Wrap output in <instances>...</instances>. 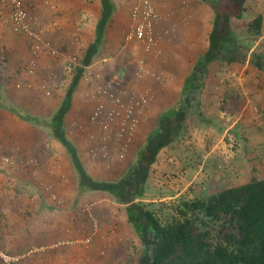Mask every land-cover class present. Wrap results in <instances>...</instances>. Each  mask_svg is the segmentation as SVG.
<instances>
[{"label": "rangeland", "instance_id": "374dc122", "mask_svg": "<svg viewBox=\"0 0 264 264\" xmlns=\"http://www.w3.org/2000/svg\"><path fill=\"white\" fill-rule=\"evenodd\" d=\"M261 12H264V0L247 1L245 17L241 20H234V27L239 36L248 39L246 25L249 20ZM47 39L39 41L41 44L39 53L33 54L30 48L32 52L30 55H32L29 56V61L35 59L39 62L43 58V60H50L54 63L47 68L41 67L46 71L44 74L46 83L42 82L43 89L40 83L35 81L36 76H39L36 67L26 68L27 72L22 74L23 70L16 71L15 66H13L14 69L8 67L6 63L0 65V69H2L0 73L9 77V87L13 91H17V96L13 98L30 100L31 97L27 96V91H33V94H30L35 102L27 108L31 113L40 116H49L52 113V109L57 104L55 102L66 93L73 77V66L78 63L74 56L68 55L67 58L62 59L60 51L62 49ZM263 41L264 39H257L254 46L264 50ZM44 48L46 49L44 50ZM62 51H64L62 54H68L67 50ZM224 70L220 69L217 63L212 65L211 73L201 91V112L209 122L202 121L197 116L187 118L172 144L160 151L158 161L154 164L146 184L148 195L136 200L144 204L146 209H152L159 215L161 214V217H163L162 213L172 212V204L181 199H195L247 182L253 177H264V75H258L255 70H250L251 72L244 71L245 69ZM40 91L45 92L46 96H40L38 94ZM235 93L239 96L241 106L239 109L231 111L232 105L226 101L229 100V94ZM79 98L82 100V97ZM177 99L173 96L158 97L159 102L156 107L166 103L172 105L176 103ZM88 101V107L84 100H82L83 105L78 104L75 107L69 121L71 132L69 135L71 137L82 136L79 145L80 151L86 159V168L94 177L117 179L123 176L126 170L135 163L137 151L156 126L159 111L156 108L146 110L145 126L140 125L134 145L128 148L125 154H122L118 144L101 141V133L98 128L89 127L90 109L93 110L94 102L91 99ZM40 106L41 108L38 109ZM8 116L2 118L3 127H0V206L4 203L10 207L9 209L4 206L0 208V250L16 258L14 262L16 264L23 259L22 254L27 253L29 249L32 252L43 249L38 248L41 244H37L38 242L33 240L31 231L24 232V228H27L24 225L26 224L24 220H27L26 214L28 216L32 211H37L28 209H34V205L43 201L45 203L53 201L45 189V195L37 191L35 185L38 186V184L32 178L31 182H25L27 188H24L21 178L18 176L19 172L11 169L12 173L4 167L7 162L6 158H8L6 155L11 152L14 153V156L20 157L23 148L26 152H29L31 148L34 152H41L40 154H44L45 158L49 154L59 155L62 153L63 155L64 152L66 155V153L63 148L49 142L44 145L42 130H37L25 121H22L24 127H21L17 121L14 123L11 116ZM70 122H74V124L70 126ZM9 135L13 139L15 137L23 138L20 146L12 148L13 144L11 146L10 142L13 141ZM67 161L68 159H66V165L69 163ZM63 163L61 164L62 168L65 169ZM65 170L67 171V169ZM69 173L71 175L72 171ZM36 176L39 178L38 174ZM41 180L46 185H55L48 178ZM71 180V185H74V179ZM28 183H32L31 186ZM69 190L70 192L68 191L67 194H60L65 205L76 196L72 186L69 187ZM56 200L60 201L61 199ZM87 200L86 203L97 202L96 204L104 206L101 212L103 213L102 218L104 215L106 216L104 217L106 222L101 224L99 221L100 212L96 213V210H90V217L94 221L91 226L89 225L92 230L88 233L84 225L79 223L83 216L80 215V209H77L78 214L71 222L72 250L74 249L78 254L82 251H86L88 254L87 251L92 252V249L95 248L93 247L95 238L100 237L101 239L102 237L104 241L109 239L110 249L115 251L126 249L124 250L125 258L130 257L124 264H136L143 244L137 231L127 220L125 207L104 193L96 192ZM80 202L84 203V200L81 199ZM51 211L48 210L50 215ZM28 217H34L35 224L39 221L38 215ZM69 258L71 259V257ZM0 264L5 263L0 259Z\"/></svg>", "mask_w": 264, "mask_h": 264}, {"label": "trees", "instance_id": "16d2710c", "mask_svg": "<svg viewBox=\"0 0 264 264\" xmlns=\"http://www.w3.org/2000/svg\"><path fill=\"white\" fill-rule=\"evenodd\" d=\"M206 1L214 11L208 49L199 56L187 77L178 103L160 113L157 127L139 150L135 163L117 179L94 177L67 130V117L72 112L79 81L99 52L107 26L117 12L114 0H100L102 13L96 25L95 39L74 64L66 93L49 116L28 111L27 106L35 102L32 97L26 101L14 99L16 96L13 98L11 95L12 101L5 96L4 86L9 87L10 81L8 76L0 73V107L42 130V136L52 137L63 146L76 178V211L80 209L82 212L80 201L86 194L96 192L110 196L125 207L127 220L143 244L136 264H264V177H253L247 182L195 199H181L172 204V212L162 213L163 217L136 201L148 195L146 184L160 151L172 144L187 118L197 116L209 122L201 112V91L210 75L212 63L218 62L224 71L245 69L264 75V50L254 48L256 40L264 35V15L258 13L248 21L246 39L238 35L232 21L245 17L248 0ZM228 96L226 103L232 105L230 110L239 109L238 94ZM25 182L21 178L22 185ZM84 212L86 216L81 222L90 233L89 225L94 220L89 212ZM95 212H100L99 221L105 223L106 216L102 218L103 213L99 209ZM16 264H25V260Z\"/></svg>", "mask_w": 264, "mask_h": 264}, {"label": "crops", "instance_id": "0c3cea01", "mask_svg": "<svg viewBox=\"0 0 264 264\" xmlns=\"http://www.w3.org/2000/svg\"><path fill=\"white\" fill-rule=\"evenodd\" d=\"M114 1L117 4V12L107 26L105 38L99 52L95 55L92 63L87 66L79 81L78 88L73 97L72 112L69 116H72L78 104L80 106L83 105L82 100H84V103H86L85 105L88 107V100H92L91 93L96 89L99 82L97 78L98 75L104 80L111 75L119 74L121 71L127 70V76L123 83V88H125L126 91L125 95L144 94L151 97V101L145 108L144 116H142L138 128L140 125L142 126V124L145 126L146 110L148 108V111L152 108H156L159 114L157 116L156 126L154 127L155 129L160 113L168 108L174 107L178 103L177 101L180 100L187 77L190 75L199 56L208 49L209 35L213 29L214 11L206 0H152L156 11L160 15V19L155 27L156 36L159 40L160 53L156 54L155 52L145 51L142 45L134 38L128 39L133 23L131 12L136 0ZM27 8L32 15V27L39 34L40 40L42 41L50 38L47 40L53 41L62 50H67V55L62 54L64 51L60 50L63 57L62 59L67 58L69 55L70 57L74 56L78 61L88 45L94 41L96 25L102 13L100 0H27ZM261 13L264 15V12ZM10 16L11 7L9 3L6 0H0V58L2 59V61L0 60V65L6 63L8 67L14 69L16 67V71L23 69L22 72H24V74L27 72L24 70L25 68H31L32 66L36 67L39 76H36L35 81H38L43 89L44 84L42 82L46 83L44 75L46 71L41 67L45 66L47 68V66L50 67L54 63L50 62V60H43V58L42 60L44 62L42 60L38 62L35 59H32L34 61H29V56L32 55H30V53H32L30 51V35L16 32L13 28ZM232 23L234 25V20ZM262 39H264V35L261 37V40ZM254 48H257V46ZM45 49L46 48H44V50ZM215 63L218 64V62H214L211 64V67ZM141 66H143L146 72L141 78H138L135 72H137ZM28 73L26 74L27 76L29 75ZM4 87L5 90H3V92L5 91V96H17L16 90L13 91L10 87V90L6 86ZM27 92V96L32 97L30 93L33 94V91L28 90ZM38 94L42 97L46 96L45 92L40 91ZM64 95L65 93L63 97ZM171 96L178 98L176 103L172 105L166 103L156 107L159 102L158 97L167 98ZM63 97L55 102V104H57L54 109H52V112L59 106ZM79 97H82V100H80ZM11 98L12 97H9V99ZM11 100L14 101V99ZM45 101L46 99L43 105ZM40 108L41 106L38 107V109ZM91 111L90 109V113ZM0 114V127H3L2 118L6 115H9L8 117L11 116L14 123L17 121L19 123H17L18 125L24 127L23 120L16 114L2 107H0ZM69 116L67 117L68 134L71 133L69 128ZM73 124L74 122H70V126ZM137 131L131 146L134 145L133 143L137 139ZM11 135L9 136L13 141L12 143L10 142L11 146L13 144L12 148L20 146L23 138L19 139L15 137V139H13ZM69 136L71 137V135ZM71 138L76 140L75 143L85 163L86 159L82 156L79 146L82 136L74 135ZM33 141H35V139H33ZM42 141L44 145L49 142L63 148V146L52 137L43 135ZM144 144L145 142L143 145ZM40 153L41 152H34L32 148L29 152H26L23 148L22 156L16 157L14 153L10 152L6 156H8L11 163L4 162L6 164V166L4 164V167H6L7 170L12 172L11 169H14L17 173L19 172L18 176L22 179L24 178L26 182H31L32 178V180L38 184V186L35 185L37 191L40 194L43 193L42 195L48 192V194L51 195L50 199L53 201L51 203H45L43 201L40 204L34 205V209H28L37 210L32 211L28 216L38 215L39 221L36 225L34 217H28L26 214L27 220H24V223L26 222L24 225L27 228H24V232L31 231L33 240L37 241V244H41L38 248L43 249H39L37 252H32L29 249L27 253L22 254V260H25V264L126 263L125 261H128L130 257L128 256L125 258L126 255H124V250L126 249L122 248V250L119 249L117 251L112 248L110 249L109 239L104 241L102 237L101 239L100 237L95 238L93 242V247L95 248L92 249V252L87 251L88 254H86V251H82L79 255L74 249L72 250V240L70 239L72 234L71 222H73V219L78 214L76 211L77 206L74 202L75 198L71 199L68 203L66 202L65 205L60 194H67L68 191L70 192L69 187L72 186L74 194L77 195L76 178L73 173L71 175L69 173L70 171L73 172V170L67 154L65 155L64 152L63 155L62 153L59 155L49 154L46 156L47 158H45L44 154ZM66 159H68L67 162H69L67 165L65 164ZM62 163L67 171L62 168ZM68 169L70 170L68 171ZM4 174L6 175V173ZM37 174L39 178H36ZM42 178H48L49 181L54 182L55 185L44 184L41 180ZM70 178L74 179V185H71L72 180ZM31 184L32 183H28L29 186H31ZM23 187L27 188L26 184H23ZM92 194L94 195L95 193L86 194L83 197L84 203H80V208L82 210L80 215L83 216L82 218L86 216L84 210L90 214V210L99 209L101 211L104 207L100 204H96L97 202H91L90 204L86 203L88 201L87 198ZM56 199L61 200L57 201ZM3 206L8 209L10 207V205L7 206L2 203L0 208ZM48 210H52L51 215L48 213ZM79 223L82 224L81 222ZM96 247H98V249H96ZM69 257H71V259Z\"/></svg>", "mask_w": 264, "mask_h": 264}, {"label": "built area", "instance_id": "2783aa9c", "mask_svg": "<svg viewBox=\"0 0 264 264\" xmlns=\"http://www.w3.org/2000/svg\"><path fill=\"white\" fill-rule=\"evenodd\" d=\"M11 7V21L16 32L30 35L33 54L41 51L40 36L32 27V15L27 8V0H6ZM133 24L128 39L138 41L145 51L160 53L159 40L155 27L160 19L152 0H136L132 8ZM146 70L141 66L136 77L141 78ZM127 70L111 75L99 82L91 93L94 102L89 117V127L98 128L100 140L113 142L120 146L122 154L130 148L145 108L151 97L148 95H125L123 88ZM90 127V128H91ZM99 153V152H98ZM101 155V154H100ZM96 156V155H94ZM10 162V159L6 158ZM0 259L5 264H14L16 258L0 250Z\"/></svg>", "mask_w": 264, "mask_h": 264}]
</instances>
